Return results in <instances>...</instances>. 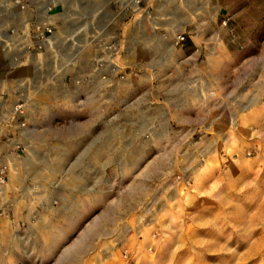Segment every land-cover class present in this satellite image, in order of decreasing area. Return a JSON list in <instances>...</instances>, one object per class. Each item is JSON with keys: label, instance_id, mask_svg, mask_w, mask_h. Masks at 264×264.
<instances>
[{"label": "rangeland", "instance_id": "1", "mask_svg": "<svg viewBox=\"0 0 264 264\" xmlns=\"http://www.w3.org/2000/svg\"><path fill=\"white\" fill-rule=\"evenodd\" d=\"M260 75L264 0H0V264H264L258 120L178 119Z\"/></svg>", "mask_w": 264, "mask_h": 264}, {"label": "crops", "instance_id": "2", "mask_svg": "<svg viewBox=\"0 0 264 264\" xmlns=\"http://www.w3.org/2000/svg\"><path fill=\"white\" fill-rule=\"evenodd\" d=\"M232 80L228 81L227 78L224 82H220L219 79L216 83H202L200 87L190 92L189 99L191 100L184 106V110L180 112L181 117L178 119L187 122L193 120L203 122L209 114L212 118L216 117V120L222 122H230V119L234 121L244 119L247 122L258 120V127L251 129V135L248 138L252 144L258 138L261 140L260 143L263 146L260 154H262L264 153V77L260 75L257 81L250 78V82H246L244 78L242 81L239 80L240 83L237 78ZM241 114L242 118L238 117ZM213 149L209 148L207 151ZM258 203L259 209H264V194H261Z\"/></svg>", "mask_w": 264, "mask_h": 264}, {"label": "built area", "instance_id": "3", "mask_svg": "<svg viewBox=\"0 0 264 264\" xmlns=\"http://www.w3.org/2000/svg\"><path fill=\"white\" fill-rule=\"evenodd\" d=\"M184 40V35L183 34H178L176 36V42L182 41ZM18 108H20V106H18Z\"/></svg>", "mask_w": 264, "mask_h": 264}, {"label": "bare ground", "instance_id": "4", "mask_svg": "<svg viewBox=\"0 0 264 264\" xmlns=\"http://www.w3.org/2000/svg\"><path fill=\"white\" fill-rule=\"evenodd\" d=\"M41 27H42V26H41ZM41 27H40V28H41ZM37 28H38V27H37ZM1 179H2V178H1ZM1 181H2V180H1ZM4 191H5V190H4Z\"/></svg>", "mask_w": 264, "mask_h": 264}]
</instances>
